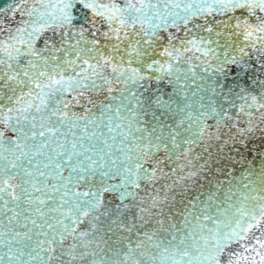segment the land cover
Returning <instances> with one entry per match:
<instances>
[{
	"label": "snow or ice",
	"instance_id": "obj_1",
	"mask_svg": "<svg viewBox=\"0 0 264 264\" xmlns=\"http://www.w3.org/2000/svg\"><path fill=\"white\" fill-rule=\"evenodd\" d=\"M0 264H264V0H0Z\"/></svg>",
	"mask_w": 264,
	"mask_h": 264
}]
</instances>
